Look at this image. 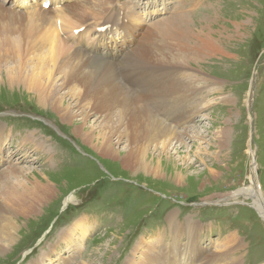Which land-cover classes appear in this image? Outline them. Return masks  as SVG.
<instances>
[{
    "label": "rangeland",
    "instance_id": "rangeland-1",
    "mask_svg": "<svg viewBox=\"0 0 264 264\" xmlns=\"http://www.w3.org/2000/svg\"><path fill=\"white\" fill-rule=\"evenodd\" d=\"M111 1L105 0V6ZM156 1L157 6L150 0H136V17L142 20L144 15L152 22L150 28L163 35L165 29L155 20L182 11L186 15L183 32L176 38L167 34L166 42L179 46L176 43L184 40L208 39L213 32L216 40L209 47L219 49L208 58L214 52L204 46V58L195 64L190 61L204 77L200 84L206 87L201 92L210 90L209 105L191 122L195 125L192 139L171 147V157L152 160L153 165L159 164L160 173L136 171L82 139L74 131L77 121L65 122L54 109L43 108L25 84L21 88L10 84L6 77L10 65L0 63V125L4 126L0 168L23 169L9 174V184L21 177H28L26 184L41 178L45 198L40 211L18 218L15 236L0 242V264L142 262V252L150 254L154 240L170 239L167 216L173 210L184 221L189 217L193 223L200 222L201 230L195 224V231L205 252L230 254L236 258L233 264H264V215L258 208L264 203V0ZM134 2L113 0L112 4L117 9L123 6V11ZM160 7H165L162 14ZM86 23L97 26L95 20ZM198 28L205 32L197 34ZM111 53L118 60L124 51L102 58ZM144 68L142 64L137 71L131 68L129 83L122 80L136 94L142 91L137 81L148 84L150 71ZM173 74L162 81L155 77L149 85L156 90L164 86L159 106L145 102L157 114L173 110L176 122L189 98L173 94ZM95 118L92 114L88 122ZM196 134L201 138H194ZM254 165L255 181L250 177ZM69 231L71 241H66ZM211 261L209 257L208 264L216 260Z\"/></svg>",
    "mask_w": 264,
    "mask_h": 264
},
{
    "label": "bare ground",
    "instance_id": "bare-ground-1",
    "mask_svg": "<svg viewBox=\"0 0 264 264\" xmlns=\"http://www.w3.org/2000/svg\"><path fill=\"white\" fill-rule=\"evenodd\" d=\"M44 1L0 0V63L10 65L6 69L8 82L20 84V88L22 83L25 84L35 93L43 108L54 109L63 121H77L74 131L79 132L82 139L91 140L93 145L102 147L103 153L121 159L125 166L136 171L141 169L147 174L151 171L160 173L159 164L153 165L152 160L156 159L155 156L171 157V147L177 142L185 145L187 138L192 139L195 125L191 122L197 119L199 111L209 105L206 95L210 90L205 95L201 92L206 87L200 84L204 77L190 65L204 58L205 54L201 55L204 46L214 52H209L208 58L219 52L215 45L209 47L216 40L214 33L211 32L208 39L193 38L177 42L180 44L177 46L164 38L167 34L176 38L183 32L185 11L155 20L158 22L156 26L165 29L166 35H163L150 28L149 23L152 22L144 19V15L141 16L142 20L147 24L136 17V0L128 6V10H123L125 13L131 11L132 17L124 15L121 11L123 6L117 9L112 4L113 0L107 7L105 0H49L47 8L43 6ZM154 1L150 0V3L157 6L158 1ZM164 8L160 7L161 14ZM94 20L97 26L86 23ZM194 32L199 34L205 31L198 28ZM118 49L124 51L119 54L118 60H115L117 54L112 53L105 56L107 59L102 58ZM154 59H158V63L154 64ZM141 64L145 65L144 70L150 72L147 86L145 81L136 80L142 90L136 94L122 80L129 83L128 71L131 68L139 70ZM170 74L174 77L170 86L173 94L176 92L185 100L189 98L186 110L175 116L177 123L173 121V110L171 113L164 111L157 114L145 102L151 100L159 106L164 86L156 90L149 85L156 81L155 77H160L162 81ZM136 75L134 73L133 78ZM217 91L218 88L213 86V92ZM92 114L96 118L89 123L88 118ZM3 127L1 124L0 149L4 147L1 140ZM197 137L201 138L196 134L194 138ZM2 159L0 155V165ZM7 167L9 169L6 170L0 168V242L15 236L18 218H28L31 213L40 211L41 200L45 199L41 197V178L34 181L29 179L30 183L26 184L28 177H21L9 184V174L23 169ZM255 172L256 165L251 170L253 181L257 176ZM46 185L49 187L51 183ZM258 193L256 191V195ZM258 208L264 215V203ZM179 215L178 211L173 210L167 216L170 239L163 241L158 237L150 248V254L142 252V262L130 264H208L209 257L212 261L216 260L211 264L234 263L236 258L228 256L230 254L218 256V251L205 252L204 247L198 245L199 232L195 231V224L201 230L200 222L193 223V218L189 217L184 221ZM65 237L69 241L71 231ZM231 249L234 250L233 247L225 250Z\"/></svg>",
    "mask_w": 264,
    "mask_h": 264
}]
</instances>
